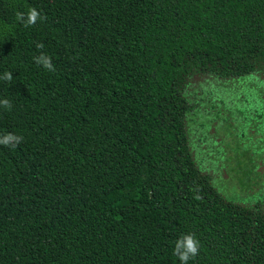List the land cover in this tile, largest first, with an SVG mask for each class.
Wrapping results in <instances>:
<instances>
[{
  "label": "trees",
  "instance_id": "obj_1",
  "mask_svg": "<svg viewBox=\"0 0 264 264\" xmlns=\"http://www.w3.org/2000/svg\"><path fill=\"white\" fill-rule=\"evenodd\" d=\"M30 8L44 19L25 27ZM5 72L0 135L24 139L0 145V264H181L189 233L188 264H264V201L227 196L193 140L233 113L264 122L205 106L264 93V0H0ZM236 155L222 174L258 193L264 154Z\"/></svg>",
  "mask_w": 264,
  "mask_h": 264
},
{
  "label": "rangeland",
  "instance_id": "obj_2",
  "mask_svg": "<svg viewBox=\"0 0 264 264\" xmlns=\"http://www.w3.org/2000/svg\"><path fill=\"white\" fill-rule=\"evenodd\" d=\"M248 79L252 81L250 78ZM228 88H231V86H229ZM230 90V93L225 95L226 97H219V99L223 101V105H219L217 100L213 101L210 105H205L206 107H209L211 105L215 107L214 111H212L211 114H217L219 116V120H223L224 115H226V113L229 111L228 101L230 99H236V101H233L234 109L236 108L244 111H249L248 116L250 117V111L252 110L259 109L261 112H264V104L261 105L262 102L264 103V93L258 92L256 90L258 93H260L261 96L255 95L253 97H250L245 92H242L243 90L239 91L236 95H234L233 89ZM243 100H246L247 103H244ZM236 116L238 115L233 113L230 119L231 121L228 120L230 125L232 126L231 128L225 119V121H222L218 125L215 124L217 122L215 120L211 123V125H209V127L207 125L204 126V128L195 135L193 140L206 136L205 143L199 144L198 142H196L195 144H198L197 146L200 150L210 151L203 156L204 158H207V154L210 155L212 164L209 163V165L214 166L216 172L219 173V177L221 178V185L225 184V186L229 188V192H225L227 196L240 202H253L256 200V198H260V200L264 201V178L261 179V187L258 193L255 194V192L253 191L246 193L245 191H239L236 187V182L230 181L229 176L227 174L223 175L221 171L222 165L226 163V160H229L228 168L236 164V154L242 155L247 153L248 155L246 160L243 159L245 163H248L249 156L251 157V159L256 160L257 154H264V134L262 133V130L264 129V122L262 124H260V122H257L256 125H259V129L256 130L252 123L248 121L244 123L240 119H234ZM221 130H223L224 132H222ZM213 132H216V134H214ZM211 136H217L216 141L218 143L216 145L213 141L209 140Z\"/></svg>",
  "mask_w": 264,
  "mask_h": 264
},
{
  "label": "clouds",
  "instance_id": "obj_3",
  "mask_svg": "<svg viewBox=\"0 0 264 264\" xmlns=\"http://www.w3.org/2000/svg\"><path fill=\"white\" fill-rule=\"evenodd\" d=\"M44 17L38 12L35 8H30L27 13L17 11L16 20L21 22L25 27L33 26L37 23L38 20H42ZM37 49H43V43L36 44ZM35 62L37 65H42L46 70L52 72L55 71V67L52 64V58L41 52L39 56L35 57ZM0 79L11 82L13 79L12 72H5ZM0 107L5 109L11 108V102L8 99L0 100ZM24 137L15 133H5L0 135V145L8 147H16L23 141ZM199 199V196L196 197ZM200 242L195 237L194 234H184L181 235L175 242L174 246V255H176L181 262V264H188L190 260L195 259L200 251Z\"/></svg>",
  "mask_w": 264,
  "mask_h": 264
}]
</instances>
